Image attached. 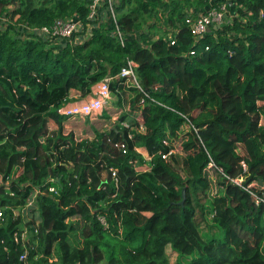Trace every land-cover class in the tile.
<instances>
[{
	"label": "trees",
	"instance_id": "trees-1",
	"mask_svg": "<svg viewBox=\"0 0 264 264\" xmlns=\"http://www.w3.org/2000/svg\"><path fill=\"white\" fill-rule=\"evenodd\" d=\"M93 1L0 0L10 20L0 24V264H264L260 192L227 179L264 186V0H229L223 22L198 38L185 20L208 0H116L115 22L106 0L88 19ZM58 19L95 29L84 43L50 44L36 29ZM128 60L143 105L118 77ZM105 78L127 109L113 129L77 141L58 110ZM135 113L143 131L128 139L120 123L136 128Z\"/></svg>",
	"mask_w": 264,
	"mask_h": 264
},
{
	"label": "built area",
	"instance_id": "built-area-1",
	"mask_svg": "<svg viewBox=\"0 0 264 264\" xmlns=\"http://www.w3.org/2000/svg\"><path fill=\"white\" fill-rule=\"evenodd\" d=\"M104 1L105 0H94L92 2V4L89 6L90 13H89L88 19L97 20L98 9ZM106 1L108 2L109 13L115 22V12L113 9V3H115L116 0H106ZM213 2H215V0H208V4H211V5H210V8L206 11L203 9L202 11L196 10L198 11V13H194L192 10L188 12L185 23L191 35H193L194 38H198L199 36L205 34L211 25L218 26L223 22V18L225 16L224 12L227 11L230 1L225 0V2H222L220 6L218 7H213L212 5ZM0 19L7 20L4 18H0ZM94 29H95L94 24H88V26L84 30L83 24L79 19H68V20L58 19V20H55L49 26H42L40 28H37L36 33L39 36L44 37L50 44H54L60 40H69L70 42H74V43H84L91 36ZM115 35L118 37V39L120 40V43L122 44V35L118 29H116ZM173 43L174 42H171V44ZM135 67L136 65L134 62L127 61L126 66H124L121 69L118 77L125 78L128 84H130L131 86H134L138 91L141 92L143 97L140 100V104L143 105L145 104L146 100L149 99V97L142 90V88L140 87L137 81V77L135 75V70H134ZM111 80H112L111 78H105L103 81L96 84L92 88V93L89 96L90 99L88 101H85L79 104L66 105L62 109L58 110V113L64 116L66 119L88 118L90 121L96 122L98 119L101 118L102 112L105 110V108L108 107L109 102L112 101V95H111L110 88H109V84ZM119 115L120 113L115 118L116 120L118 119ZM137 120H138V126L136 128H133L128 122L120 123V127L129 131L128 139H132L133 137L132 131H143L142 120L140 118ZM75 140L81 141L83 139L75 138ZM115 148L123 150L125 146L123 143H118L115 145ZM174 149H177V148H173L168 153L162 154L161 155L162 159L167 161L171 154L176 153V150ZM135 151L141 154L144 160L150 161L151 158L148 156V154L142 153L139 150V148H136ZM241 166H242L243 172H245L246 165L242 162ZM213 167L215 168V165L212 163V161H210L207 167V170L210 171ZM218 171L221 172L220 170ZM111 172H112V177L114 178L113 182L115 183V186H117V181L115 178V171L111 170ZM19 174L20 172H18L16 176H18ZM244 178H245V175L241 174L234 179H230V178H227V179L231 181V183L240 187L243 191L247 193L254 194L253 190H257L258 192H260V194L258 193L259 196L258 195H255V196L258 202L264 204V186L262 185L259 186L256 182L245 184ZM51 180L53 179H50V182ZM48 191L50 193L57 194V190L55 187H49ZM36 194H34V197H36ZM32 203L33 201H30L27 204L26 208L28 206L32 207L33 206ZM21 213L24 215L25 211H21ZM100 221L102 224H104V226L106 225L104 219H101ZM27 234L28 232L26 230H24L20 234V237H18V235L15 234L14 241L17 243L18 239H20L23 245H25L27 242ZM27 260H28V252L27 250H25L19 255V261L22 263H26Z\"/></svg>",
	"mask_w": 264,
	"mask_h": 264
},
{
	"label": "crops",
	"instance_id": "crops-1",
	"mask_svg": "<svg viewBox=\"0 0 264 264\" xmlns=\"http://www.w3.org/2000/svg\"><path fill=\"white\" fill-rule=\"evenodd\" d=\"M90 98L87 96L85 98L80 97V93L75 90H71L69 94V102L67 105H73V104H79L85 101H88ZM115 104L117 107H112V105ZM107 109H111V112L108 113ZM125 110V108L118 107L116 105V98L114 97V100L112 99L111 102H109L108 107L105 108V110L102 113V116L100 119H98L96 122L90 121L88 118H74V119H65L63 122V129L65 133H72L75 138H81V139H88L87 130L85 127H82V124L90 127L91 131L94 129V123H99L106 125L109 130L113 129L115 126L116 117L120 113H122ZM105 112V113H104ZM110 121V122H108ZM107 123V124H106ZM141 152H144L147 154V151L144 148H139Z\"/></svg>",
	"mask_w": 264,
	"mask_h": 264
},
{
	"label": "rangeland",
	"instance_id": "rangeland-1",
	"mask_svg": "<svg viewBox=\"0 0 264 264\" xmlns=\"http://www.w3.org/2000/svg\"><path fill=\"white\" fill-rule=\"evenodd\" d=\"M9 8H11V7H9ZM10 22V20H3V19H0V24H3V26L4 27H7L8 26V23ZM129 61V60H128ZM133 62V61H132ZM127 64V63H126ZM136 65V64H135ZM126 66V65H125ZM136 68V67H135ZM135 70V69H134ZM136 75V74H135ZM89 97V96H88ZM112 99L114 100V97L112 96ZM112 107H116L115 106V104H113L112 105ZM117 108V107H116ZM124 108H126L127 109V103L124 105ZM129 108V107H128ZM107 112L108 113H110L111 112V109H107ZM103 113V112H102ZM135 115L137 116V114L135 113ZM138 118H140V116H137ZM85 119V118H84ZM117 121V120H116ZM116 121H114V122H116ZM108 122H110V121H108ZM107 124V123H106ZM82 127H85L86 128V130H87V134H88V138H90V140L91 139H94L95 138V135H94V133H95V131H97V132H99V133H106V132H108L109 130H108V128L110 127V125H109V127L107 128V126L106 125H103L102 123L101 124H99V123H94V129H93V131H91V129H90V127H88V126H86V125H84V124H82ZM142 153H144V152H142ZM143 168L144 167H141V168H137V170H143ZM214 171V170H213ZM213 171L212 170H210L209 172H208V176H209V180H210V191H211V194H213L215 191H216V187L214 186V180L215 179H212L213 178ZM30 206H28L27 208H29ZM8 209H10V210H13V208H8ZM21 211H25V212H27L28 210L26 209V207L24 208V209H21ZM14 213H15V211H14ZM143 219H145L147 216H149L148 214H141L140 215ZM143 219H140L139 220V223L141 224L142 222H143ZM200 227H201V232L203 233V234H214L215 233V229L214 228H212V230H211V232L207 229V228H205V227H203V225H200ZM167 255L169 256V261L171 262V263H173L174 261H175V259H176V256L174 255V254H172V252L169 250V249H167ZM190 259H192V257H188V258H185L184 259V261H188V260H190Z\"/></svg>",
	"mask_w": 264,
	"mask_h": 264
},
{
	"label": "water",
	"instance_id": "water-1",
	"mask_svg": "<svg viewBox=\"0 0 264 264\" xmlns=\"http://www.w3.org/2000/svg\"><path fill=\"white\" fill-rule=\"evenodd\" d=\"M181 196H182V199H181V202L179 204L183 205L184 200H185V190L184 189L181 191Z\"/></svg>",
	"mask_w": 264,
	"mask_h": 264
},
{
	"label": "clouds",
	"instance_id": "clouds-1",
	"mask_svg": "<svg viewBox=\"0 0 264 264\" xmlns=\"http://www.w3.org/2000/svg\"><path fill=\"white\" fill-rule=\"evenodd\" d=\"M65 133V132H64ZM65 134H68V133H65ZM18 173V172H17ZM145 214H147V213H145Z\"/></svg>",
	"mask_w": 264,
	"mask_h": 264
}]
</instances>
